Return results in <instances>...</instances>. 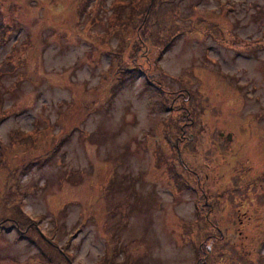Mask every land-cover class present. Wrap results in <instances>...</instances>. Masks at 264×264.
Segmentation results:
<instances>
[{
  "label": "rangeland",
  "instance_id": "obj_1",
  "mask_svg": "<svg viewBox=\"0 0 264 264\" xmlns=\"http://www.w3.org/2000/svg\"><path fill=\"white\" fill-rule=\"evenodd\" d=\"M254 39L264 0H0V264H264Z\"/></svg>",
  "mask_w": 264,
  "mask_h": 264
},
{
  "label": "trees",
  "instance_id": "obj_2",
  "mask_svg": "<svg viewBox=\"0 0 264 264\" xmlns=\"http://www.w3.org/2000/svg\"><path fill=\"white\" fill-rule=\"evenodd\" d=\"M119 9V11H118V13L116 14V16L114 17V20H115V22L116 21H118V20H122V19H125L126 18V16L127 17H129V16H131L132 15V12H131V10H125L124 8L123 9H121V11H120V8H118ZM85 9H82V10H77L76 12L78 13V14H81V17L79 18V20L80 19H82V18H84V17H86L84 14H85ZM124 14H125V16H124ZM102 19V16H100L99 17V20H101ZM127 21H128V18H127ZM108 24L106 23V26H107ZM250 41V43L251 44H253V45H256V44H262V43H264V40H261V39H254V40H249ZM10 61H12L11 59H9ZM10 61H3L4 63H2V65H1V67H0V76L2 75V73H4V72H7V71H10L9 69H10V66L11 65H9L10 64ZM13 62V61H12ZM134 64H135V62H134ZM10 72H12V71H10ZM148 78H150V79H148V82L149 83H146V84H150V85H153L152 84V81H154L151 77H148ZM162 91V90H161ZM179 93H176V96L178 95ZM173 99V98H172ZM169 104L170 103H168V101L165 103V106H166V108H168V106H169ZM0 105H1V102H0ZM186 112H188V111H186ZM9 114V112H7V111H5V112H2L1 110H0V115H5L6 116V114ZM185 115H187V113H185ZM5 116H3V118L5 117ZM164 121H163V124H161L162 125V127H165V129H166V127H167V125H168V123H169V120L171 119V117L170 116H165L164 118ZM181 125V124H180ZM165 129L163 130V131H165ZM263 130H264V127L262 128ZM170 131H172V132H168L170 135H172L173 136V141H170V138L168 139V147H169V149L171 148V149H174V150H176V147H178V146H176V144L177 145H179V141H178V139H179V133H180V131H181V129H180V126L177 128V129H174V128H170L169 129ZM16 131H12L11 132V140L12 141H16V140H20V141H22V139L21 138H18V137H16V135L18 136H20V135H22L23 137H24V141H26L23 145L25 146V145H27V143H28V141L30 140H33V141H36V139H33V138H31V135H33V134H36V133H39V128L37 127V125L34 123L33 124V126H32V129L31 130H28V131H24L26 134H16L15 133ZM21 132V130H18V132L17 133H20ZM167 133V132H166ZM167 133V134H168ZM169 134H168V136H169ZM15 137V138H14ZM28 138H30L29 140H26V139H28ZM10 140V141H11ZM24 141H22V142H24ZM171 143H173V146H171ZM9 162V160H8V163H7V166L9 167V169L12 167V163H10ZM0 224H1V222H0Z\"/></svg>",
  "mask_w": 264,
  "mask_h": 264
},
{
  "label": "flooded vegetation",
  "instance_id": "obj_3",
  "mask_svg": "<svg viewBox=\"0 0 264 264\" xmlns=\"http://www.w3.org/2000/svg\"><path fill=\"white\" fill-rule=\"evenodd\" d=\"M182 103H185V100H182ZM186 110L188 111L187 113H190L189 112V110H188V107L186 108ZM190 119H188V121H189ZM193 120V119H192ZM191 127H194L195 126V123H193V122H191ZM185 125H187L188 126V122L185 124ZM184 124H182V126L180 127V129H181V131H180V133H179V139H178V141H179V144L180 143H184V141H189L190 140V138L192 139L193 138V135H194V133L192 132V131H187V127L185 126ZM197 126H199V127H201V123H199V125L197 124L196 125V127ZM191 127H190V129H191ZM221 134H223V133H218V136L219 137H222L223 138V135L221 136ZM226 135V134H225ZM173 137V136H172ZM224 140H226V137H224ZM176 146H178L177 144H176ZM179 157H180V155H179ZM194 172L197 174V175H199V173H198V171L197 170H194ZM200 180H197V183L200 185ZM213 182H214V180H213ZM200 193L201 194H203L204 195V198H205V202H204V206H202L201 207V210L202 211H204L205 212V217L206 218H208V212L210 211V209H211V207H210V205H208V203H207V201H206V194H205V192H204V190H200ZM206 207V208H205ZM242 214V213H241ZM238 215H240L238 212L235 214V218H239V216ZM234 218V219H235ZM233 219V220H234ZM207 220H209V219H207ZM210 221V220H209ZM210 223L212 224V228L213 229H215V230H218L219 231V226L216 224V223H213V222H211L210 221ZM263 263V262H262ZM248 264H254L253 262H251V263H248ZM259 264H261V263H259Z\"/></svg>",
  "mask_w": 264,
  "mask_h": 264
}]
</instances>
